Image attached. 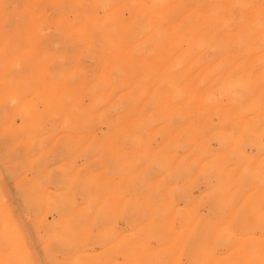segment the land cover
Returning a JSON list of instances; mask_svg holds the SVG:
<instances>
[{"label": "rangeland", "instance_id": "rangeland-1", "mask_svg": "<svg viewBox=\"0 0 264 264\" xmlns=\"http://www.w3.org/2000/svg\"><path fill=\"white\" fill-rule=\"evenodd\" d=\"M0 264H264V0H0Z\"/></svg>", "mask_w": 264, "mask_h": 264}]
</instances>
